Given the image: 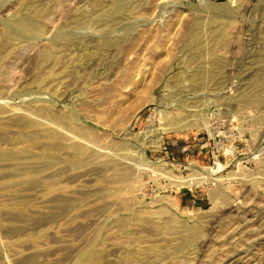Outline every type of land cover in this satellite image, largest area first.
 I'll use <instances>...</instances> for the list:
<instances>
[{
  "label": "rangeland",
  "instance_id": "1",
  "mask_svg": "<svg viewBox=\"0 0 264 264\" xmlns=\"http://www.w3.org/2000/svg\"><path fill=\"white\" fill-rule=\"evenodd\" d=\"M0 264H264V0H0Z\"/></svg>",
  "mask_w": 264,
  "mask_h": 264
},
{
  "label": "bare ground",
  "instance_id": "2",
  "mask_svg": "<svg viewBox=\"0 0 264 264\" xmlns=\"http://www.w3.org/2000/svg\"><path fill=\"white\" fill-rule=\"evenodd\" d=\"M17 22V21H16ZM22 22V21H21ZM20 24V23H19ZM31 26V25H30ZM31 28V27H30ZM33 29V28H32ZM33 30H35V29H33ZM36 30H38V29H36ZM36 32H38V31H36ZM31 109L32 108H34V106L33 107H30ZM40 109V108H39ZM39 109H37V110H39ZM43 110V109H42ZM34 111V110H33ZM39 113H40V111H39ZM48 118L49 119H52L56 124L58 123V124H60V125H62L63 124V120H61V119H59L58 117H55L54 115H53V117H50V116H48ZM65 124V123H64ZM33 125V124H32ZM35 126V125H34ZM202 126L205 128V129H208V125H207V122H204V124H202ZM54 130H52V131H49L50 133H53L52 135H53V137H54V133H55V131L53 132ZM72 131H73V133H75L76 135H81L82 137H85V134L83 133V131H81L80 129H77V128H73L72 129ZM56 133H58L57 131H56ZM50 136V135H49ZM59 137H60V135H59ZM61 138V137H60ZM30 141H31V139H30V137L28 138ZM65 139V138H64ZM33 140V139H32ZM65 141H66V139H65ZM68 141V140H67ZM73 141V140H72ZM32 142V141H31ZM67 144H65V142H64V144L66 145L65 147H67V149H69V150H71L72 152H73V154H74V158H75V155L76 156H79V155H81V154H83L84 152H85V150L87 151V148L86 149H84L83 147H81V146H79L78 144H74V143H68V142H66ZM28 148V147H27ZM26 148V149H27ZM89 149V148H88ZM25 152H29V150H27V151H25ZM40 157V156H39ZM46 157V156H45ZM40 158H42V157H40ZM43 159V158H42ZM42 159H40V160H42ZM38 160V159H37ZM43 161H44V159H43ZM50 161V160H49ZM47 162V161H46ZM14 173H15V171H14ZM16 176V175H15ZM118 177H120V176H116V179H121V178H118Z\"/></svg>",
  "mask_w": 264,
  "mask_h": 264
}]
</instances>
